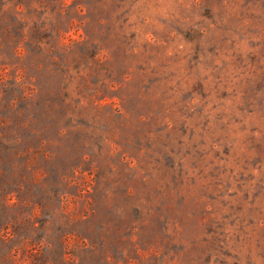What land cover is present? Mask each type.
I'll return each mask as SVG.
<instances>
[{"label": "rangeland", "instance_id": "obj_1", "mask_svg": "<svg viewBox=\"0 0 264 264\" xmlns=\"http://www.w3.org/2000/svg\"><path fill=\"white\" fill-rule=\"evenodd\" d=\"M0 264H264V0H0Z\"/></svg>", "mask_w": 264, "mask_h": 264}]
</instances>
